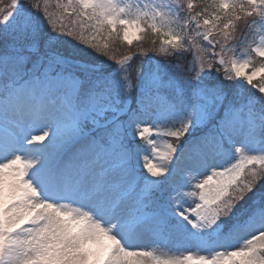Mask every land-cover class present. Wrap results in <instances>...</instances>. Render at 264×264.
<instances>
[{
    "label": "snow or ice",
    "instance_id": "1",
    "mask_svg": "<svg viewBox=\"0 0 264 264\" xmlns=\"http://www.w3.org/2000/svg\"><path fill=\"white\" fill-rule=\"evenodd\" d=\"M0 264H264V0H0Z\"/></svg>",
    "mask_w": 264,
    "mask_h": 264
},
{
    "label": "trees",
    "instance_id": "2",
    "mask_svg": "<svg viewBox=\"0 0 264 264\" xmlns=\"http://www.w3.org/2000/svg\"><path fill=\"white\" fill-rule=\"evenodd\" d=\"M127 46L125 45V48H122L121 51H125ZM149 55H154L153 53H149ZM156 58H161V57H156ZM135 62V61H134Z\"/></svg>",
    "mask_w": 264,
    "mask_h": 264
},
{
    "label": "rangeland",
    "instance_id": "3",
    "mask_svg": "<svg viewBox=\"0 0 264 264\" xmlns=\"http://www.w3.org/2000/svg\"><path fill=\"white\" fill-rule=\"evenodd\" d=\"M157 59H161V58H157Z\"/></svg>",
    "mask_w": 264,
    "mask_h": 264
}]
</instances>
